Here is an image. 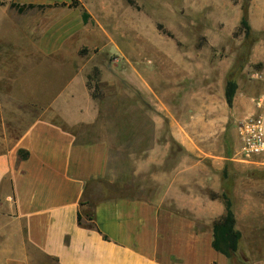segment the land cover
<instances>
[{"label":"crops","instance_id":"crops-1","mask_svg":"<svg viewBox=\"0 0 264 264\" xmlns=\"http://www.w3.org/2000/svg\"><path fill=\"white\" fill-rule=\"evenodd\" d=\"M76 2L0 0V28L22 37H0V264H233L213 247L224 158L192 124L121 122L116 82L99 77L91 96L89 63L117 50L98 16L116 2ZM41 69L57 91L20 88ZM234 203L238 255L264 264L249 247L264 239V206Z\"/></svg>","mask_w":264,"mask_h":264},{"label":"rangeland","instance_id":"rangeland-1","mask_svg":"<svg viewBox=\"0 0 264 264\" xmlns=\"http://www.w3.org/2000/svg\"><path fill=\"white\" fill-rule=\"evenodd\" d=\"M112 1L116 14L99 15L98 21L117 50L102 51L89 71L95 65L100 80L117 83L120 121L128 114L136 122H165L166 134L168 122L192 124L201 150L224 158L218 172L222 191L214 195H228L233 211L234 200L242 196L264 206V159L242 163L236 157V125L264 92V83L252 77L264 75V0ZM244 9L248 34L241 26ZM2 18L0 13V24ZM4 35L22 40L19 33L0 28ZM114 49L109 45L108 51ZM229 81L236 86L231 107L225 100ZM61 84L56 72L41 69L19 86L52 92ZM249 247L264 253V239Z\"/></svg>","mask_w":264,"mask_h":264},{"label":"trees","instance_id":"trees-1","mask_svg":"<svg viewBox=\"0 0 264 264\" xmlns=\"http://www.w3.org/2000/svg\"><path fill=\"white\" fill-rule=\"evenodd\" d=\"M130 5H133V2L131 0H127ZM76 0H73V6H77ZM11 7H15L19 12H22L24 7L18 6L15 4H11ZM82 18L84 23L88 21L90 16L86 13H82ZM241 26L245 30V33L248 34L250 32V26L248 23L247 18V11L244 9L243 15L241 18ZM99 77L100 72L97 68H94L90 74L87 76V86L88 89L91 90V96L93 98H100L101 94L98 88L99 83ZM235 83L232 81H229L227 83V87L225 90V100L228 105V107L232 106L234 94H235ZM20 158L24 159L26 156L21 155V152L19 153ZM212 198H220L222 202L224 203L225 207V213L222 217H220L218 220H216L213 223V247L216 251L222 253L227 258L236 257L238 264H247V261L238 255V247L240 242V233L237 231L235 224V216L234 212L232 210V200L229 198L228 195L225 193H222L220 196H216L214 194H211ZM80 220V219H79Z\"/></svg>","mask_w":264,"mask_h":264},{"label":"built area","instance_id":"built-area-1","mask_svg":"<svg viewBox=\"0 0 264 264\" xmlns=\"http://www.w3.org/2000/svg\"><path fill=\"white\" fill-rule=\"evenodd\" d=\"M252 77L264 83V75L256 73ZM252 103L254 111L236 125V157L242 163L264 159V92L254 98Z\"/></svg>","mask_w":264,"mask_h":264}]
</instances>
